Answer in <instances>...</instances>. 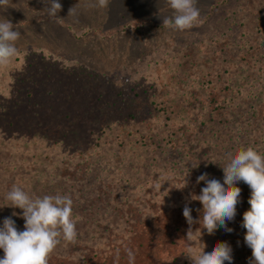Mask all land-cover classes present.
Masks as SVG:
<instances>
[{
	"label": "trees",
	"instance_id": "16d2710c",
	"mask_svg": "<svg viewBox=\"0 0 264 264\" xmlns=\"http://www.w3.org/2000/svg\"><path fill=\"white\" fill-rule=\"evenodd\" d=\"M212 49L197 77L157 67L129 87L81 65L52 63L45 53L31 56L36 64L42 58L43 74L51 83L35 94L19 92L0 101V177L43 170L48 179L54 176L50 168L64 170L63 184L87 178L101 195L100 186L109 192L110 183L113 197L137 213L124 212L123 221L110 223L106 234L81 255L55 251L48 264H129V250L135 264L152 248L155 264H171L181 251L201 247L196 238L207 230L193 225L192 241L175 243L177 229L169 215L181 214L188 203L193 219L199 218L201 203H189L190 194H200L205 186L196 183L197 177L208 173L223 183V171L212 161L222 163L228 153L249 146L264 155V98L257 91H235L228 77L219 76L227 69L221 62L224 48ZM23 135L29 141L21 142ZM95 178L99 180L93 182ZM237 187L241 200L234 220L227 223L233 231H215L230 246L239 233L245 235L241 224L250 207V188L242 182ZM145 189H151L155 207L143 198Z\"/></svg>",
	"mask_w": 264,
	"mask_h": 264
},
{
	"label": "rangeland",
	"instance_id": "374dc122",
	"mask_svg": "<svg viewBox=\"0 0 264 264\" xmlns=\"http://www.w3.org/2000/svg\"><path fill=\"white\" fill-rule=\"evenodd\" d=\"M58 2L62 5L58 17L46 14L43 0H12V7L6 12L0 11V19H9L21 33L16 43L18 55L8 67L0 68V101L13 94L20 96L19 92L33 91L35 94L36 91H43L45 84L51 83L50 77L45 78L43 74L42 58L37 64L31 59L35 53L47 54L46 60L55 64L61 61L98 71L104 79L129 87L130 82L141 80L157 67L175 71L180 77L189 74L197 77L198 69L210 59L208 53L213 51V45L218 49L224 48L221 62L227 69H222L219 76L228 77L235 91H257L259 97L264 98V0H198V26L185 32H173L163 25V19L171 15L165 0H109L108 6L103 9L87 7L88 0H80L75 16H68V11L78 0ZM21 99L27 98L23 95ZM25 121L29 122V119ZM26 137L23 135L21 142L29 141ZM48 172L54 176L45 179L41 170L39 174L25 171L19 177L12 174L0 177V207L6 203L5 194L14 184L32 196L70 195L78 236L74 243L61 242L53 252L81 255L82 250L94 245L106 234L110 223L123 221L124 212L137 215L130 212L134 210L131 206L129 209L124 207L125 202L121 203L123 200L119 196L113 197L110 183L107 184L110 191L100 186L103 194L99 195L87 178L85 183L74 181L70 186L63 184L64 170L50 168ZM40 177L42 179H38ZM99 179L95 178L93 182ZM142 192L148 204L155 207L151 189ZM193 203L198 205L199 201ZM13 211L22 212L19 208H0V225ZM12 219L18 230L23 231L24 220L19 216ZM169 219L175 220V243H188L189 225L183 211L175 217L169 215ZM193 225L200 227L198 223ZM238 235L231 240L232 264H249L251 249L242 240V233ZM196 239L201 247L202 243L206 245V252H211L209 247H214L217 242H224L217 232L212 235L206 232ZM150 243L153 245V242ZM154 249H150L145 259L135 264H155L152 261L157 253ZM181 252L182 255L171 264H190L184 255L186 250ZM0 257H3L2 250Z\"/></svg>",
	"mask_w": 264,
	"mask_h": 264
},
{
	"label": "clouds",
	"instance_id": "9594fccd",
	"mask_svg": "<svg viewBox=\"0 0 264 264\" xmlns=\"http://www.w3.org/2000/svg\"><path fill=\"white\" fill-rule=\"evenodd\" d=\"M43 10L49 17H58L62 9L58 0H43ZM109 0H88L87 7L103 9ZM198 0H165L171 15L163 19V25L173 32H185L198 26L200 9ZM80 0L69 8L68 16H75ZM12 7V0H0V11L6 12ZM21 33L9 19H0V68L8 67L18 55L17 41ZM223 171V183L216 178H209L208 173L197 177L196 183L204 182L200 194H190L191 201H199L201 209L199 219L194 220L192 209L188 203L184 205L183 216L189 228L186 239L192 241L195 232L194 223L206 229L209 235L218 228L231 233L233 229L227 223L233 221L237 213V205L241 200V189L238 182L250 188L249 209L243 213L241 227L246 229L244 243L251 249L249 264H264V155L249 146L240 148L235 153H228L222 163L212 161ZM198 166H192L196 168ZM184 177V187L188 181ZM181 188V189H182ZM6 203L2 207L21 209L3 219L0 225V264H48L50 254L61 242L74 243L78 232L73 219V200L70 195L56 194L32 196L21 186L13 185L4 197ZM0 207V208H2ZM13 216L24 220L23 231L18 230ZM199 250L189 247L184 254L190 264H232V248L227 242H217L211 252H206L202 243ZM129 264H134V254L128 251Z\"/></svg>",
	"mask_w": 264,
	"mask_h": 264
}]
</instances>
